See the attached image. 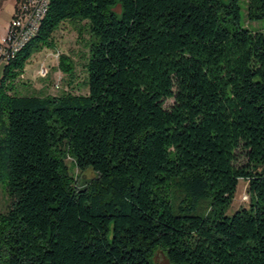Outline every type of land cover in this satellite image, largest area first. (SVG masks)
Returning <instances> with one entry per match:
<instances>
[{
    "label": "trees",
    "instance_id": "obj_1",
    "mask_svg": "<svg viewBox=\"0 0 264 264\" xmlns=\"http://www.w3.org/2000/svg\"><path fill=\"white\" fill-rule=\"evenodd\" d=\"M240 3L48 0L0 78V264H264V33ZM65 21L89 29L86 93L13 91Z\"/></svg>",
    "mask_w": 264,
    "mask_h": 264
},
{
    "label": "rangeland",
    "instance_id": "obj_2",
    "mask_svg": "<svg viewBox=\"0 0 264 264\" xmlns=\"http://www.w3.org/2000/svg\"><path fill=\"white\" fill-rule=\"evenodd\" d=\"M26 0H0V40L4 37L8 23L17 10L21 2ZM48 0H44V6ZM242 8V27L251 31H261L264 33V20L248 21L246 16L247 0L240 3ZM114 11L118 12L119 8ZM43 12H41L42 14ZM38 18V17H37ZM37 18H35L34 29L37 30ZM51 46L32 54L26 63L21 75H17L10 80L7 85L19 94L37 95H60V94H85L86 80L88 73L85 69L88 55L90 34L85 22L65 21L61 23L53 32L50 40ZM4 59L3 65L7 62ZM43 71V72H42ZM172 104L168 101L165 106ZM239 160L242 161V158ZM65 162L69 175L74 181V185L84 188L89 180L95 175L90 171L80 172L73 159L67 155ZM5 181L3 175L0 182ZM4 186V184H3ZM248 182L240 179L238 181L236 193L231 206L226 212L227 216H232L236 210L247 207L249 196L247 192ZM3 197L6 199L3 189ZM2 202V200H1ZM151 261L153 264H171L162 249L153 251Z\"/></svg>",
    "mask_w": 264,
    "mask_h": 264
},
{
    "label": "built area",
    "instance_id": "obj_3",
    "mask_svg": "<svg viewBox=\"0 0 264 264\" xmlns=\"http://www.w3.org/2000/svg\"><path fill=\"white\" fill-rule=\"evenodd\" d=\"M41 12H44V0H26L19 4L0 40V65L4 59L13 58L19 42L34 33L35 18L41 17Z\"/></svg>",
    "mask_w": 264,
    "mask_h": 264
},
{
    "label": "crops",
    "instance_id": "obj_4",
    "mask_svg": "<svg viewBox=\"0 0 264 264\" xmlns=\"http://www.w3.org/2000/svg\"><path fill=\"white\" fill-rule=\"evenodd\" d=\"M4 65L1 64L0 65V78H1V75H2V69H3ZM3 180L0 182V210H2V208L4 207L5 205V202H6V199L3 197V189H4V186H3ZM6 195V194H5ZM2 200V202H1Z\"/></svg>",
    "mask_w": 264,
    "mask_h": 264
},
{
    "label": "bare ground",
    "instance_id": "obj_5",
    "mask_svg": "<svg viewBox=\"0 0 264 264\" xmlns=\"http://www.w3.org/2000/svg\"><path fill=\"white\" fill-rule=\"evenodd\" d=\"M46 6H47V5H46ZM46 6H44V11H45ZM42 14H43V13H42ZM36 24H37V21H36ZM35 30H36V29H34V31H35ZM31 34H32V33H31ZM31 34H29L27 37H25L24 40H22V42H19V45L16 46V49L19 48L20 46H22L23 43L25 42V40H26ZM7 59H8V58H7Z\"/></svg>",
    "mask_w": 264,
    "mask_h": 264
}]
</instances>
